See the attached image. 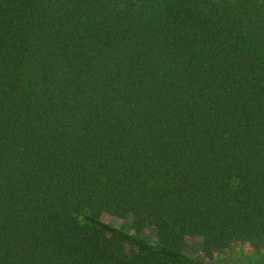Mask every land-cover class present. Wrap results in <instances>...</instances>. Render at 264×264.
<instances>
[{
	"label": "trees",
	"instance_id": "obj_1",
	"mask_svg": "<svg viewBox=\"0 0 264 264\" xmlns=\"http://www.w3.org/2000/svg\"><path fill=\"white\" fill-rule=\"evenodd\" d=\"M239 244L264 259V0H0V264Z\"/></svg>",
	"mask_w": 264,
	"mask_h": 264
},
{
	"label": "rangeland",
	"instance_id": "obj_2",
	"mask_svg": "<svg viewBox=\"0 0 264 264\" xmlns=\"http://www.w3.org/2000/svg\"><path fill=\"white\" fill-rule=\"evenodd\" d=\"M114 224L124 229H128L127 225L120 220H114ZM260 254L249 250L246 244L234 245L229 250H222L215 254V261H220L224 264H262L264 259Z\"/></svg>",
	"mask_w": 264,
	"mask_h": 264
}]
</instances>
